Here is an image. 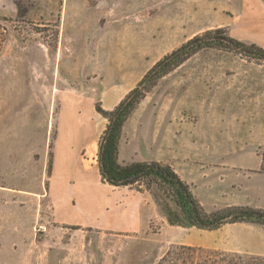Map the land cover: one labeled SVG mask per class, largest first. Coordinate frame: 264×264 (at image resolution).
<instances>
[{
	"label": "rangeland",
	"instance_id": "rangeland-1",
	"mask_svg": "<svg viewBox=\"0 0 264 264\" xmlns=\"http://www.w3.org/2000/svg\"><path fill=\"white\" fill-rule=\"evenodd\" d=\"M249 13L231 22L233 12L216 0H0V262L13 252L17 264L26 262L46 245L75 252L71 233L87 236V248L76 251L94 257L100 237L58 228L48 190L81 185L82 169L99 172L107 120L95 105L113 109L162 56L208 29L225 27L264 47V14ZM123 129L119 148L128 159L120 162H184L182 175L192 177L191 191L206 211L264 209V62L200 50L158 79ZM88 142L95 145L91 157ZM117 187L143 191L153 202L139 264H251L264 257L257 253L264 226L180 232L169 226L155 190ZM105 239L120 248L107 252L111 263L132 242ZM128 252L119 263L130 262Z\"/></svg>",
	"mask_w": 264,
	"mask_h": 264
},
{
	"label": "trees",
	"instance_id": "trees-1",
	"mask_svg": "<svg viewBox=\"0 0 264 264\" xmlns=\"http://www.w3.org/2000/svg\"><path fill=\"white\" fill-rule=\"evenodd\" d=\"M231 51L247 60L264 62V47L232 37L225 27L208 29L195 35L153 64L111 110L98 103L95 111L107 120L98 141V169L102 179L113 186L138 184L152 192L156 204L166 214L170 224L213 231L228 223H247L264 226V209L248 205L228 206L206 211L195 198L190 185L184 182L171 166L158 161H119V142L128 117L145 94L186 59L204 49ZM260 172H264V147L260 152ZM163 200V203L160 201ZM173 204V207L170 205ZM165 257L162 258V262ZM251 264H264V257H254ZM159 261L157 264H160ZM248 264V263H247Z\"/></svg>",
	"mask_w": 264,
	"mask_h": 264
},
{
	"label": "crops",
	"instance_id": "crops-1",
	"mask_svg": "<svg viewBox=\"0 0 264 264\" xmlns=\"http://www.w3.org/2000/svg\"><path fill=\"white\" fill-rule=\"evenodd\" d=\"M216 2L222 9L224 8L225 10L233 12V16H228L231 22L248 19L250 17L249 12L251 11L253 13V15H251L253 16L252 18H263V0H216ZM256 13L258 15H256ZM224 25L229 24L228 22H225ZM254 43L259 42L254 41ZM125 132L126 131L123 129L122 138L125 137ZM60 148L61 146L59 145L57 151L58 156L61 150ZM70 148L73 150V159V146ZM94 150V143L88 142L86 152L89 157L92 156ZM121 152L120 147V158H122ZM72 159H68V161ZM127 159V157L122 158V160ZM70 165L71 163H68L67 166ZM170 165L175 168L176 173L178 172L177 174L184 182L192 185V177L187 174H185V176L182 175L181 168H186L184 162L182 164L172 163ZM57 169L61 170V167L58 166ZM69 172L70 171H68V173ZM79 172L81 173L76 176L77 179L81 181V185L71 188L61 187L48 190V195L52 201L51 203L54 211V221L56 222L57 227L62 228L63 231L73 229V231H83V233L86 234H95L97 239L100 237V239L96 241V244L100 247V251L96 249L94 257L90 253H85L82 256V254L76 250L87 248V245L89 244L87 236L83 239H78V237L76 239L75 234L71 233L67 244L70 245L71 249L75 252L69 251V248H65V244L63 245L64 249H57V252H55L56 249H50L48 245H46V250H42L39 254H36V252L30 254L31 256H29L26 262H19V264H123V260L120 261V263L119 260L122 255L127 254V250L130 252L129 257L127 258L130 262L127 261L129 262L127 264H139L137 261L143 259L142 252H139V250L141 248L140 243L144 239L150 221L149 213L152 210L153 202L149 195L143 191L141 192L129 187H117L109 185L108 183H102L100 174L96 170L84 172V169H82ZM72 173L73 172L71 171L70 174ZM56 175L59 176L60 173H56ZM193 186L195 187V183H193ZM192 193L194 196L196 195L195 192ZM169 226L172 228H179L181 230L180 232H185L184 230H190L193 228L198 232H209L207 230L187 227L184 225L170 224ZM220 228L218 230H220ZM106 236H115L119 239L123 238V241H126L124 239L132 240L130 244L125 245L126 247L124 246L125 251H118V257L116 259L114 258L112 263L110 261L111 258H109L110 255H108L107 252H110L112 248L118 246L106 243ZM41 246L45 245L42 243ZM118 249L120 248L118 247ZM257 249L258 248H256V250ZM256 250L252 251L256 252ZM257 253L264 254V250H258ZM17 262V256L13 252L8 254L7 258L2 260L0 264H17Z\"/></svg>",
	"mask_w": 264,
	"mask_h": 264
},
{
	"label": "bare ground",
	"instance_id": "bare-ground-1",
	"mask_svg": "<svg viewBox=\"0 0 264 264\" xmlns=\"http://www.w3.org/2000/svg\"><path fill=\"white\" fill-rule=\"evenodd\" d=\"M89 155H90V153H89Z\"/></svg>",
	"mask_w": 264,
	"mask_h": 264
}]
</instances>
